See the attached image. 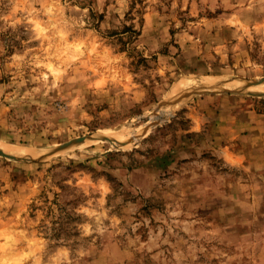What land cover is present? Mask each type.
Wrapping results in <instances>:
<instances>
[{
  "label": "rangeland",
  "instance_id": "1",
  "mask_svg": "<svg viewBox=\"0 0 264 264\" xmlns=\"http://www.w3.org/2000/svg\"><path fill=\"white\" fill-rule=\"evenodd\" d=\"M262 89L264 0H0V264H264Z\"/></svg>",
  "mask_w": 264,
  "mask_h": 264
},
{
  "label": "bare ground",
  "instance_id": "2",
  "mask_svg": "<svg viewBox=\"0 0 264 264\" xmlns=\"http://www.w3.org/2000/svg\"><path fill=\"white\" fill-rule=\"evenodd\" d=\"M197 77V76H196ZM195 77V78H196ZM205 78V77H204ZM207 78H210V77H207ZM187 79V78H186ZM186 79H181L176 85H175V87H174V93H179V92H183V91H187V90H191L192 88L194 89V87L193 86H195L196 88H197V86L199 87V86H201L202 87V89H216V88H220L219 87V85H221V84H219L218 82H217V80H215V79H211V80H186ZM199 79V78H198ZM230 80V79H229ZM223 83H224V81H223ZM225 83H227L226 81H225ZM236 83V82H235ZM242 83V82H241ZM237 84H239L240 85V83H237ZM243 84V83H242ZM242 84H241V86H242ZM222 86V85H221ZM228 86H230V85H228ZM232 86V85H231ZM235 86V85H234ZM223 87V86H222ZM239 87V86H238ZM238 87H237V89H238ZM195 88V89H196ZM200 88V87H199ZM192 89V90H193ZM198 89V88H197ZM222 89V88H221ZM236 89V88H235ZM198 90H201V89H198ZM212 91H216V90H212ZM251 91V90H250ZM258 93H260V94H264V89H262L261 91H258ZM157 113H158V111H157ZM162 119H163V111H161V113H158V114H156L155 113V116H152V119H151V122H149L150 124L148 125V127H147V129H152L154 126H155V124L156 123H159V122H161L162 121ZM144 128V127H143ZM143 130V129H142ZM133 132H135V131H132V132H130V138H128L129 140L131 139L132 141L130 142L131 144H132V142H134V141H136V140H138L139 139V134L137 135L136 133H133ZM101 134V133H100ZM108 137H109V135L110 136H114V134L113 133H105ZM141 134V133H140ZM144 134V133H143ZM105 135V136H106ZM126 135V134H125ZM140 136H142V135H140ZM91 138V137H90ZM110 138V137H109ZM113 139V138H112ZM112 141H114V140H112ZM116 141V140H115ZM137 143V142H136ZM4 148H3V150L2 151H4L5 153H8V154H10V155H17V154H19L20 155V153H22V151H24L23 149H20V148H18V147H15V146H3ZM0 149H2V148H0ZM42 153V152H41ZM24 154H25V156H26V154H28L27 152H24ZM23 154V155H24ZM22 155V156H23ZM28 155H30V154H28ZM46 155V154H45ZM40 156H43V155H40ZM27 157H29V156H27ZM31 157V156H30ZM33 158V157H32ZM35 158V157H34ZM37 158V157H36ZM42 158V157H41ZM38 159H40V158H38Z\"/></svg>",
  "mask_w": 264,
  "mask_h": 264
},
{
  "label": "water",
  "instance_id": "3",
  "mask_svg": "<svg viewBox=\"0 0 264 264\" xmlns=\"http://www.w3.org/2000/svg\"><path fill=\"white\" fill-rule=\"evenodd\" d=\"M83 140H84V138H83V139H77V140H74V141H72V142L66 144V145L63 146V147L69 146V145H71V144H73V143L81 142V141H83ZM0 155L5 156V157H9V158H13V159L16 158V157L13 156V155H9L8 153H5V152L2 151L1 149H0Z\"/></svg>",
  "mask_w": 264,
  "mask_h": 264
}]
</instances>
